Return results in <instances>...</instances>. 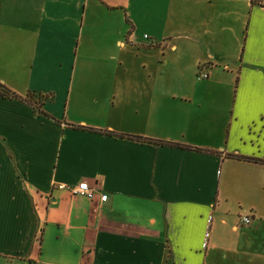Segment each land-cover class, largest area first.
<instances>
[{
  "label": "crops",
  "instance_id": "0c3cea01",
  "mask_svg": "<svg viewBox=\"0 0 264 264\" xmlns=\"http://www.w3.org/2000/svg\"><path fill=\"white\" fill-rule=\"evenodd\" d=\"M0 83V264H264V7L0 0Z\"/></svg>",
  "mask_w": 264,
  "mask_h": 264
},
{
  "label": "trees",
  "instance_id": "16d2710c",
  "mask_svg": "<svg viewBox=\"0 0 264 264\" xmlns=\"http://www.w3.org/2000/svg\"><path fill=\"white\" fill-rule=\"evenodd\" d=\"M251 4L254 6V5H259V6H262L264 7V0H251ZM0 98H10V99H21V100H24L26 102H28V100L26 98H21L19 96H17L16 93L12 92L11 89H9L8 87H6L5 85L1 84L0 83ZM43 102H46V101H52L53 98H46V99H43L41 98ZM36 110L37 112L39 113H42V110L41 108L39 107V105L36 106ZM43 115V113H42ZM78 128H85V127H78ZM89 131H94V130H90V129H87ZM106 134H113V133H106ZM116 136V134H113ZM121 138H127V139H130V140H133V141H136L137 143H148V144H152L154 146H158V145H168L169 147H180V145L178 144H172V143H168V142H156V141H152V140H149V139H144V138H141V137H136V136H121ZM237 159H241V158H237ZM255 161H261L262 163H264V161H262L261 159H258V160H255ZM167 264H172L171 260L168 259L167 260Z\"/></svg>",
  "mask_w": 264,
  "mask_h": 264
},
{
  "label": "built area",
  "instance_id": "2783aa9c",
  "mask_svg": "<svg viewBox=\"0 0 264 264\" xmlns=\"http://www.w3.org/2000/svg\"><path fill=\"white\" fill-rule=\"evenodd\" d=\"M147 39L148 37L145 36ZM197 77L201 80H204L207 78V75L202 73L201 70L198 71ZM60 190H68L70 191L71 195L74 197H85L87 200H94L96 198V189L92 188L89 186V184L86 181L81 182L79 185L71 187L68 185H60L59 186ZM100 200L102 203H106L108 200L107 196H100ZM210 221V219H209ZM241 224L243 223L244 225H248L250 223V220L248 218H242L240 220Z\"/></svg>",
  "mask_w": 264,
  "mask_h": 264
}]
</instances>
